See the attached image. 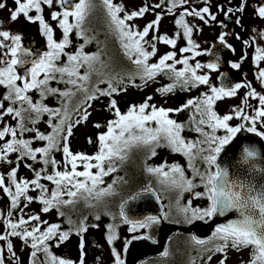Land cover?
I'll use <instances>...</instances> for the list:
<instances>
[{
	"label": "snow or ice",
	"instance_id": "obj_1",
	"mask_svg": "<svg viewBox=\"0 0 264 264\" xmlns=\"http://www.w3.org/2000/svg\"><path fill=\"white\" fill-rule=\"evenodd\" d=\"M16 8L10 9L11 21H16L22 14L29 22H38L43 35L47 38V49L42 53H34L31 49L22 47V37L19 34L10 33L7 30H0V86L6 89L2 99H0V122L4 121L5 116H10L16 120V125L3 123L0 127V161L8 160V154L18 153L21 159L30 158L37 161L38 155L42 157L43 167L36 170L32 165H26L35 173V178L31 181L24 179L17 180V168H13L8 174V184H5L6 177L0 174V190L10 198V210L7 212L5 223L6 231L0 234V241H6V249L12 258L15 259L16 253L11 242V237H19L25 244H30L31 257L33 264H74L73 261L59 258L52 254L49 241H55L56 246L68 240L70 235L82 236L87 231L89 225L87 218L80 221H74L71 216L67 218L70 225L68 230H61L59 224H49L47 221H41L39 214L24 217V209L21 208V215L14 222L13 209L20 205L21 198L26 203L37 201L27 195L30 185L34 190H39L38 201L42 204V212L48 213L53 208L75 205L77 198L84 199L86 202L94 199L101 200L105 196L114 195V185L125 183L122 177H117L112 184L106 187H100L104 184V177L118 171L117 161L123 163L128 158V152L133 147H145L148 149L149 157L157 155L156 148L168 147L174 153H179L187 158V167L191 170V177H188L185 168L179 163L168 164L164 161L158 166H151L145 163L146 171L158 177L160 183L166 188L177 191L176 207L183 222L192 223L196 220L204 221L216 216H225L228 213H237L236 219H229L226 223L219 224L213 233L214 238L219 239L221 243L213 248L207 249L209 253H226L229 247L237 250L252 247L249 264H264V165L251 163L259 153L252 144L244 143L239 146V159L235 161L237 165H249L243 173L237 169L235 173L231 172L229 165L219 161L221 153L225 146L229 145L237 134L246 130L248 133L264 139V94L258 93L250 84L245 83H222L219 87L210 83L208 74H198V70L210 69L218 70L219 57L215 61L206 64L196 62L190 64L193 57L185 56L183 59H176V52H168L161 56L156 63H149L151 57L157 53L156 41H162L175 48L177 39L169 38L167 35L155 36L152 41L146 40L150 30L158 32L159 20L161 14L157 13V19L149 22L140 30L129 23L137 17H142L150 9L161 8L165 0L156 5L146 4L136 11L128 12L122 3H114L113 0H79L74 3L73 0H57L62 11H53L51 20L57 21L62 30V38L57 41L54 39V30L45 17L42 15L43 7L46 5L52 7L54 0H13ZM246 2V0H245ZM189 0H170L168 13H172L178 5H186ZM207 4L208 0H204ZM106 10L111 31L118 37L124 55L133 65L135 71L125 73L129 80H134L136 76L145 83L154 80L158 75H165L173 83L162 86L157 89L162 95L174 92L177 88L180 90H191V88L202 85L208 86V91L202 93V98L189 99L184 105L176 109H166L150 104L152 97H147L139 105H130L126 112H121L114 98L109 100V110L116 117L106 123V132H100L97 135L98 151L92 155L84 153H73L68 146V138L72 135V129L78 125L81 120H87L90 113L87 108L91 107L90 102L100 97H114L122 91H127L126 87H120L124 82V76L120 72H107L105 69L110 64L101 59V51L95 53L84 52L85 45L92 42L85 27L88 16L97 7ZM6 7V0H0V9ZM35 10L37 15H30ZM218 10L224 12L226 16L233 13L232 8L225 9L223 5L218 6ZM238 12L243 8L238 7ZM124 13L121 17L120 13ZM257 14L264 18V5L257 6ZM206 15L210 16L212 21L217 19L215 14L210 12V7L205 6L197 10L195 8H184L183 13L175 21L179 28L183 29V36L186 37L187 46L181 48V53H189L199 46L192 40L194 26H190L185 16H195L206 21ZM70 17L74 22H70ZM240 24V20H236ZM84 40L85 43L79 45L74 53H69L65 49L70 45V34L73 31ZM181 33L177 32L175 36ZM227 33L220 35L219 40L222 44L226 43ZM239 38V37H237ZM249 43L251 46V42ZM233 52L235 49L227 45ZM151 48V51L148 49ZM255 60L264 61V47L255 48ZM202 53L196 51L195 55ZM61 57H66V62L61 64ZM246 57H241L245 59ZM173 61V63H168ZM183 67L177 70L176 65ZM99 65V67H97ZM24 69L23 74L17 72V67ZM231 68L239 69L241 61L231 62ZM85 72L81 74L80 69ZM95 73L99 79L94 87H89L91 77ZM42 76V78H41ZM256 78L264 83V69H259ZM227 80V75H224ZM22 81V84H18ZM64 84L66 87L62 90L59 87H51V82ZM107 84V88H100L99 84ZM70 86V87H69ZM242 87L247 88L242 104L235 106L228 114L219 115L214 110L216 101L236 96L237 91ZM31 91L39 94V100L33 101L29 95ZM77 93H83L84 99L75 111L80 113L75 120L72 119L70 105L73 97ZM55 95L61 98V107L52 108L44 103L48 96ZM249 98H256L257 105H252ZM8 102V107H4V102ZM191 106L194 109L193 117L189 124H195L194 131L202 139L189 140L182 135L187 127L183 123L177 122L169 117V113H178ZM251 109V113H249ZM47 114L50 119L47 124L51 128L50 133L40 132L35 127L40 122L42 115ZM197 116L199 117L197 119ZM233 119L244 121L236 126L230 125ZM54 120L58 122L54 123ZM33 125L29 127L28 124ZM155 125L154 127L152 125ZM247 125V126H246ZM96 123L97 129L104 127ZM210 129L206 131L205 129ZM223 130L222 135L218 131ZM25 132L34 133V139L46 141V146L33 148L32 140L19 138ZM89 138V143H91ZM54 152H62L63 160L57 161L54 158ZM95 161V163H93ZM196 161L202 163L203 168L198 167ZM12 163L11 160H8ZM19 162L17 161V164ZM63 165L64 170H55L54 174H47L48 167L56 169ZM83 167V171H77L78 166ZM95 168L97 171L93 172ZM70 169V170H69ZM167 169V170H165ZM42 173L44 174L42 176ZM53 182L55 190L49 194L48 188L40 182L41 179ZM83 178V179H80ZM203 187L204 191H196ZM147 193H154V189L146 187ZM184 193H190L193 199H206L207 206H193L192 199L186 204L181 203ZM69 199H63L64 196ZM142 193L137 192L132 196V200L139 199ZM158 198V197H157ZM125 200L120 205L119 216L123 223L129 224L130 231L135 233L138 229L151 228L159 224L161 219L168 220L166 213L163 217L147 216L143 219L134 220L125 212ZM91 206V205H90ZM111 214V213H109ZM59 215L64 217V211H59ZM113 219H115V215ZM0 212V217H3ZM96 220L100 219L96 215ZM31 221H37L31 228L26 227ZM181 222L179 220L175 221ZM42 225H46L41 230ZM99 227V225H92ZM115 225L107 226V240L110 244L117 239ZM149 236H132L125 240V246L133 240L150 239ZM191 240L196 245H204L206 241L192 236ZM5 249L0 247V264H5ZM43 253V259H39V254ZM114 264H125L121 253L112 248ZM164 256H168L166 251ZM208 261H211L212 255H208ZM227 256L220 260L219 264H226ZM79 264H84L83 259ZM192 264H195L193 261Z\"/></svg>",
	"mask_w": 264,
	"mask_h": 264
},
{
	"label": "rangeland",
	"instance_id": "obj_2",
	"mask_svg": "<svg viewBox=\"0 0 264 264\" xmlns=\"http://www.w3.org/2000/svg\"><path fill=\"white\" fill-rule=\"evenodd\" d=\"M8 1V2H7ZM7 4L6 7L0 9V17L4 18V26L2 30L10 31L13 34H19L22 37L21 44L22 46L29 47L31 43L35 42V53H42L47 49V38L42 34H38L36 31H31L26 33L20 27L19 23L16 21H11L10 16L11 12L10 9H14L11 6L12 0H6ZM114 3H122L125 10L128 12L136 11L139 8L143 7L146 4L156 5L161 3V0H113ZM166 0L163 6L159 9L152 8L148 12H146L142 17H137L134 20L130 21L132 25L136 28L142 30L145 25L149 22H152L157 19V13L161 14V19L159 20L158 32L156 30H150L148 36L145 38L146 40L152 41L153 38L157 35L163 36L167 35L169 38H176L177 43L175 48L171 45H167L162 41H156V49L157 53L154 57H151V63H156L158 59L163 56L165 53L175 51L176 52V59L180 60L183 59L185 56L193 57L190 59V64H195L196 62H200L203 64L208 63L206 59V53L210 47V45L219 40V37L223 33H227L226 36V43L231 45L234 51V58L233 62L241 61V70L242 72H246V79L247 83L252 86L258 93L264 94V83L261 82L259 79L251 80L249 74L253 73L257 74L259 69H264V61H260L257 63L255 60V48L256 47H264V18H260L257 14V6L264 5V0H211V4L208 5L210 7V12L215 14L217 19L212 21L210 16L206 15V21H202L201 19L195 18L194 31L192 33V40L196 45L199 47L194 49L192 52L189 53H181L179 50L185 46H187L186 37L183 36H175L177 32H181L182 28L175 23L177 19H179V15L183 13L184 8H195L197 10L205 7L206 5H200L201 0H189V3L186 5H178L175 9H173L172 13L167 12V8L170 4H166ZM10 3V5H9ZM223 5L225 9L232 8L233 13L226 16L224 12L218 10V6ZM54 7V6H53ZM238 7H242L243 11L238 12L236 9ZM47 15V14H46ZM121 17L124 13H120ZM226 18H230L231 21H225ZM240 20V24L236 23V20ZM32 26L35 24L32 23ZM37 28V26H34ZM61 32L54 33V39L59 41L62 36ZM239 37V38H237ZM251 42V46L249 43ZM196 51H200L202 54L199 56L195 55ZM242 54L245 59L241 60ZM173 63V61H168ZM177 67L182 68L183 66L180 64L176 65ZM231 67V66H230ZM24 69L18 70L19 74H23ZM198 74H208L210 76V83L219 87L218 84V72L215 70L210 69H201L198 70ZM18 84H22V81H18ZM245 83V82H244ZM243 84V83H242ZM208 89L207 85H204ZM248 91L247 88L242 87L237 91L236 96L231 98H224L218 100L217 103V113L219 115L228 114L232 108L235 106L242 104V99L245 97L246 92ZM127 95L130 97V102L135 105H139L145 101L147 97H152L150 104H154L157 107H164L166 109H174L177 106V101L175 98H165L161 97L154 92L153 90H143L141 92H135L132 89L128 90ZM249 102L252 105H257L258 100L256 98H249ZM251 113V109L248 110ZM102 115V110L100 107H95L93 109V114L89 122L85 125L79 127L76 133L72 137L71 141V148L73 152L84 153L86 151V146L84 139L88 133L92 131V123ZM182 118V117H181ZM237 119H233L230 121V125L236 126L238 125ZM16 120H13L10 116H5L4 121L0 122V127L3 126V123H8L11 125L16 124ZM181 122V119H180ZM247 126V125H246ZM259 127H264V125H258ZM223 133V130H221ZM11 154V153H10ZM8 154V155H10ZM159 160L162 162H177L185 168L186 175L191 177L192 173L191 170L187 167V158L186 159H175L173 156L169 155L166 152L160 153ZM8 160H12V156H8ZM8 160L0 161V172L8 171L6 167L12 166L13 168H17V177L18 181L29 179V170L26 165L22 163H18L16 165L9 163ZM9 164H7V163ZM6 163V164H4ZM198 167L203 168L201 162L196 161ZM6 165V166H5ZM164 192H161V204L164 208V213L166 212L169 216V219L166 220L168 222H174L177 218H182L176 207V199H177V191L174 189L166 188L164 186ZM9 200L7 199L5 193L0 190V212H3L4 216L0 217V234L6 231L5 223L3 220L7 216V212L10 210L9 208ZM174 209V210H173ZM27 212V219L28 216L33 214H39L41 221H47L51 224V221L54 222L57 219V213L48 212L44 213L42 210L37 209L36 204H32L29 208L26 209ZM165 213V214H166ZM164 214V215H165ZM32 225L38 223L37 221H31ZM185 223V222H182ZM46 225H42L41 230H44ZM130 227H127L122 236L119 240V243L115 245H111L103 236V232L99 228L91 227L87 229L86 232L83 233L82 236H77L75 234L70 235L69 239L60 243L59 246H56L55 241H49L48 243L51 245V252L55 256L59 258H65L74 262V264H79L80 260L83 259L84 264H114V258L112 253V248L115 247L120 253L122 259H124V247H125V240L131 238L132 236L136 235H143L144 230L138 229L135 233L130 231ZM93 235L97 238V243H92L88 241V236ZM11 242L14 246V251L16 253V257L22 258L23 263H28L29 260L32 258L29 249H22L21 250V243L16 238H10ZM182 244H187L188 246L194 245L192 241L188 237L184 238H176L174 240L169 241V245L172 249H177L182 246ZM168 245V246H169ZM169 246V247H170ZM0 247H4L5 249V264L13 263L15 264V259L12 258L11 254L7 252L6 249V241H0ZM250 248L244 249L238 252H228L219 255L213 258V264H219L220 260L227 256L226 264H246L249 261L250 256ZM99 257V258H98Z\"/></svg>",
	"mask_w": 264,
	"mask_h": 264
},
{
	"label": "trees",
	"instance_id": "obj_3",
	"mask_svg": "<svg viewBox=\"0 0 264 264\" xmlns=\"http://www.w3.org/2000/svg\"><path fill=\"white\" fill-rule=\"evenodd\" d=\"M166 4H170V0H166ZM97 4L99 5V0H97ZM181 15H179L180 17ZM195 18L198 19V17L195 16H185L186 22L190 25L193 26L195 23ZM85 27L88 29L87 34L92 37V42L87 43L84 48V52L86 53H95L97 51H101V59L108 62L110 64V67L105 69L107 72H120L122 76H124V82L120 87H126L127 91H122L119 94H115L114 97H100L97 100H93L90 102L91 107L87 108V111L89 114L87 120H81V122L78 125H75L72 129V135L68 138V146L70 147V150L73 152L71 148V141L73 135L76 133L77 129L83 125H85L89 120L91 119V116L93 114V109L95 107H100L102 110V115L97 118L93 123H92V131L88 133L84 139L85 146H86V151L84 154L92 155L98 151V142H97V135L100 132H106V123L109 120L115 119L116 117L113 115V113L109 110V100L111 98H114L117 101V105L120 108L121 112H126L127 109L129 108L130 105H133L129 100L130 97L127 95L128 90L132 89L135 92H141L143 90H153L154 92H157V94L161 97L165 98H175L177 101V106L174 108H180L182 105L186 103L187 100L189 99H195L197 97L202 98V93L207 92L208 89L204 87V85L191 88V90H180L177 88L174 92L162 95L160 92L157 91L158 88L168 85L170 83H173L172 80L168 79L167 76L161 74L158 75L154 80L148 81L145 83V81L141 80L139 76H136L134 80H129L127 75L125 73H132L135 71V65L131 63L127 59V57L124 55V51L121 47L120 40L118 37L111 31L109 27V20L107 17L106 10L103 9L102 7L97 6L91 14L88 16L87 21L85 23ZM182 35L183 29L180 32ZM70 45L65 49V51L69 53H74L78 48L79 45L82 43H85L84 40L77 34V32L74 30L70 34ZM151 51V48L148 49ZM66 62V57H61L60 63L63 64ZM149 63H151V58L149 60ZM170 63V62H168ZM171 64V63H170ZM99 67V65H97ZM177 70H180V67H177ZM81 74L85 72L84 68L80 69ZM42 78V76H41ZM99 77L93 73L91 77V81L89 82V87H94L96 85L97 80ZM51 87H59L60 89H64L66 86L64 84H58L55 81L51 82ZM70 87V86H69ZM100 88H107L108 85L105 84H99ZM6 89L3 86H0V99H2L3 95L5 94ZM29 95L32 97L33 101L39 100V94L36 91H31ZM84 99L83 93H77L75 97L72 98L71 100V105H70V111L72 115V119L75 120L79 117L80 113L75 111V108L82 103ZM44 103L52 108H60L61 107V98L55 95H50L47 97L46 100H44ZM217 103L218 101L215 102L214 104V110L217 112ZM4 107H8V102H4ZM193 112L194 109L189 106L188 108L178 112V113H169V117L171 119H175L179 123L185 124L187 127L185 130L182 132V135L189 139V140H197V139H202L198 133H196L193 129L195 127V124H189V121L193 117ZM182 117V118H181ZM199 117L197 116V119ZM50 119V117L47 114H44L40 118V122L35 125L37 129H39L40 132H43L45 134L51 132V128L47 124V121ZM181 119V122H180ZM58 122V120H54V123ZM17 123V122H16ZM96 123H100L101 125H105L104 127H101L97 129L94 127ZM16 125V124H15ZM29 127H32L30 123L28 124ZM153 127L155 126L154 124L152 125ZM206 131H210V129H205ZM218 135H222L221 130L218 131ZM35 134L30 133V132H25L22 135H20L19 138L21 139H29L32 140V147L37 148V147H42L46 146V141H38L34 139ZM89 138H91V143H89ZM157 155L154 157H149V152L148 149L145 147H133L129 152H128V158L123 162L120 163L117 161V169L118 171L112 173L109 176H105L104 179V184L100 185V187H106L108 184H112L114 180H116L117 177H122L125 183H117L114 185L115 188V194L114 195H109L103 197L101 200L96 201L94 199L90 200L89 202H86L84 199L77 198V203L75 205H68V206H62L61 208H53L51 211L56 212L57 219L52 222L51 224H59L61 225V230H68L70 228V225L67 223V218L71 216V218L74 221H80L82 218H87V224L89 225V228L93 227L92 225H99V228L103 232L104 238L107 240V226L109 224H114L117 239L113 241L111 245H115L116 243H119V240L121 239V236L124 232V230L129 227V224L123 223L122 219L119 216V211H120V205L125 201V200H130L132 196H135L137 192H144V189L146 187H151L154 189V192L158 195L159 198H161V192H164V186L160 183L159 179L157 176L150 174L146 171L145 163L151 166H158L162 164L163 162L158 159L160 153L166 152L169 155L173 156L175 159H186L183 155L179 153H174L170 148L168 147H158L156 148ZM73 153H79V152H73ZM54 158L57 161H62L63 160V154L62 152H54L53 153ZM8 156H12V164L16 165L17 161L19 163H22L24 165H32V168L39 170L41 167H43L41 162L42 157L38 155L37 161H33L30 158H25L21 159L18 153H11ZM7 163V162H6ZM4 163V164H6ZM95 163V161H93ZM173 163H177L176 161ZM9 164V163H7ZM168 164H172L171 162H168ZM6 166V165H5ZM8 171L6 172H0V174L4 175L6 177L5 179V184H8L7 176L8 174L12 171L13 167L9 166L6 167ZM28 172H29V181L33 180L35 178V173L32 169L28 167ZM55 170H61L63 171V165H59L56 169H53L52 167H48L47 169V174H54ZM70 170V169H69ZM83 167L78 166L77 171H83ZM167 170V169H165ZM93 172H96L97 170L95 168L92 169ZM44 174L42 173V176ZM83 179V178H80ZM18 180V177H17ZM40 182L44 184L48 190L49 194L55 190V185L53 182L48 181L46 179H41ZM196 191H204L203 187H200L196 189ZM6 195V194H5ZM28 196H31L33 198H37L38 201V196H39V190H34V188L30 185L29 191L27 192ZM7 197V195H6ZM7 199L10 201V198L7 197ZM63 199H69L66 195L63 197ZM189 199H192V205L195 206H207L208 201L206 199H193L190 193H184L183 199L181 203L186 204ZM161 200V199H160ZM34 201L30 202L27 204V207L25 208L24 205L26 201L21 198L20 205L17 209H13V221L15 222L18 217L21 215L20 209H24V217L27 219V212L26 209L29 208L32 204H36V206L42 210V204ZM10 205V202H9ZM91 205V206H90ZM64 211L65 216L61 217L59 215V211ZM174 210V209H173ZM50 211V212H51ZM111 213V214H109ZM166 213V212H165ZM115 215V219H113V215ZM96 215L100 216L99 220H96L95 217ZM181 221L179 223L175 221ZM210 220V219H206ZM174 222L170 221L171 223H174L176 225H179L180 227H188L192 223H182L183 220L182 218H177L175 219ZM158 225L155 224L151 228H145L144 233L147 236L150 237H156L158 233ZM32 224L29 223L26 225V227L31 228ZM193 235L189 232H183L181 230L177 231V233L169 239L170 243L172 240L176 238H184L188 237L191 239ZM12 238V237H11ZM17 240L20 241L21 243V250L22 249H29V252L31 253L33 250L31 249L30 244H25L19 237H14ZM168 241V245H169ZM192 241V240H191ZM108 242V240H107ZM194 242L192 241V244ZM221 243L219 239L214 238V236L206 241L204 245H194L188 246L187 244H182L180 248L177 249H172L171 246H168L167 252L169 253L168 256H162V257H151L141 264H192L194 261L195 264H213V258L222 255L224 253H209L207 249L213 248L216 245ZM250 248L251 252H253L252 247ZM247 248H242V249H235L232 247H229L226 251L228 252H238L242 251ZM5 255V252H4ZM208 255H212L211 261H208L207 257ZM39 259H43V253L39 254ZM22 258L16 257L15 259V264H33V259L31 258L28 263H23ZM250 262V256H249V261L246 264H249Z\"/></svg>",
	"mask_w": 264,
	"mask_h": 264
},
{
	"label": "water",
	"instance_id": "obj_4",
	"mask_svg": "<svg viewBox=\"0 0 264 264\" xmlns=\"http://www.w3.org/2000/svg\"><path fill=\"white\" fill-rule=\"evenodd\" d=\"M225 21H231L230 18H226ZM227 43L222 44L220 40L214 41L207 53V62L215 61L219 57V68L221 72L218 74V84L222 83H242L245 81V77L242 75L239 69H233L229 66L234 58V52L227 46ZM35 42L31 43L29 47L22 46L24 48L31 49L34 52ZM218 68V69H219ZM18 70L23 68L18 66ZM227 75V80L224 79V75ZM251 80H255V74H250ZM239 123L244 121L239 120ZM251 143L259 153L258 157L251 161L253 164L264 165V139L256 136L255 134L248 133L246 130L234 138V140L227 146L219 157V161L227 163L231 172L235 173L237 169L244 172L249 165H237L235 161L239 159V146L244 143ZM142 195L139 199L128 200L125 205V212L134 220L143 219L147 216H164V208L161 204L157 194L141 192ZM237 213L231 212L225 216H216L210 220H196L188 227H180L174 223L168 222L164 219L160 220L158 226V233L156 237L150 239H138L133 240L130 244L124 247V261L125 264H141L145 260L151 257H162L163 253L168 250V241L171 239L177 231L189 232L196 236L198 239L208 241L213 237L215 228L221 224L226 223L229 219H236ZM139 236H147L145 234ZM150 237V236H149ZM131 239V238H129ZM88 241L97 243V238L93 235L88 236Z\"/></svg>",
	"mask_w": 264,
	"mask_h": 264
},
{
	"label": "flooded vegetation",
	"instance_id": "obj_5",
	"mask_svg": "<svg viewBox=\"0 0 264 264\" xmlns=\"http://www.w3.org/2000/svg\"><path fill=\"white\" fill-rule=\"evenodd\" d=\"M8 2V1H7ZM7 2H6V4H7ZM73 2L74 3H78L79 2V0H73ZM211 4V0H208V3L207 4H205L204 3V0H201V3H200V5H206V6H208V5H210ZM9 5H10V3H9ZM11 6H13L14 8H16V5H15V3L13 2V0H12V2H11ZM54 6V7H53ZM53 6L50 8V7H48V6H46V5H42V7H43V13H42V15L45 17V20H46V22H48L49 24H50V26L53 28V30H54V33H57V32H61L62 30L59 28V25H58V22L57 21H53V20H51V13L53 12V11H62V9H61V7H60V5H59V3L57 2V0H54V3H53ZM47 14V15H46ZM30 15H37V13L35 12V10H32L31 12H30ZM70 19V22H74V18H72V17H70L69 18ZM5 20H4V18H2V17H0V30H2L3 29V26H4V24H5V22H4ZM16 22H18L19 23V25H20V27L23 29V31H25L26 33H28V32H31V31H36L38 34H42L43 32H42V30H41V27H40V25H39V23L38 22H35L34 24V26H37V28H34V26H32L31 24L33 23V22H29L26 18H25V16L24 15H20L19 17H18V19L16 20ZM34 42V41H33ZM32 42V43H33ZM35 47V46H34ZM34 49V48H33ZM34 53H35V49H34ZM233 62V61H232ZM231 64V63H230ZM230 64H229V66H230ZM242 68L240 67V72L242 73V75L245 77V81L244 82H247V79H246V72H242V70H241ZM216 72H218V73H220L221 72V69L219 68L218 70H215ZM249 76H250V74H249ZM244 82H242V83H244ZM158 196V195H157ZM159 198V197H158ZM161 201V200H160ZM37 209H39L38 207H37ZM159 226V225H158ZM99 258V257H98ZM10 264H13V263H10Z\"/></svg>",
	"mask_w": 264,
	"mask_h": 264
}]
</instances>
